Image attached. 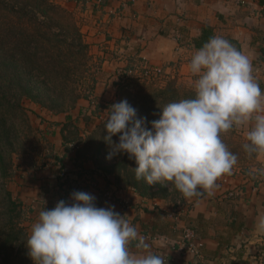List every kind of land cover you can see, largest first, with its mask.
<instances>
[{"label": "crops", "instance_id": "0c3cea01", "mask_svg": "<svg viewBox=\"0 0 264 264\" xmlns=\"http://www.w3.org/2000/svg\"><path fill=\"white\" fill-rule=\"evenodd\" d=\"M245 1L70 0L69 4L79 13L93 57L100 59L103 86H111L109 79L117 70L136 62L163 71L162 82L175 80L194 91L195 77L189 71L191 57L211 37L222 36L249 57L252 75L264 90V0ZM49 118L54 121L49 125L52 133L62 134L63 141L69 139V123L75 126L80 122L81 126L89 121L78 122V115L69 117L65 113ZM240 129L245 135L249 130ZM68 151L69 157L62 156L66 157L65 168L71 171L70 180L60 189L57 185L51 190L46 188L48 181L58 177V164L38 173L42 180L36 175L24 183L26 193H35L29 202L38 214L54 208L65 194L79 191L78 174L83 171L88 173L85 192L94 195L96 188L103 186L122 198L117 204L97 198V206L114 205L115 211L131 220L129 223L148 245L137 249L134 242L130 245L134 253H157L164 264H264V233L255 228L258 217L264 215V178L257 185L237 178L218 180L211 195L204 192L177 206L168 198L142 197L132 188L125 190L115 173L100 170L92 161L86 162L71 149ZM83 162L88 167L81 166ZM49 196L52 202L48 204ZM125 201L131 203L133 211L124 208ZM186 227L195 231L197 243H202L199 248L183 244Z\"/></svg>", "mask_w": 264, "mask_h": 264}, {"label": "clouds", "instance_id": "9594fccd", "mask_svg": "<svg viewBox=\"0 0 264 264\" xmlns=\"http://www.w3.org/2000/svg\"><path fill=\"white\" fill-rule=\"evenodd\" d=\"M194 96L160 108L147 128L146 118L122 100L110 106L105 124L108 159L128 154L135 177L148 185L172 182L186 199L212 194L217 181L230 175L237 156L222 136L248 127L244 150L264 155V90L254 79L247 55L222 36H213L190 59ZM118 135V143L113 137ZM264 174V169L252 173ZM255 228L264 233V215ZM148 245L137 228L115 211L97 206V197L74 191L38 214L25 242L34 264H164L157 253H134Z\"/></svg>", "mask_w": 264, "mask_h": 264}, {"label": "rangeland", "instance_id": "374dc122", "mask_svg": "<svg viewBox=\"0 0 264 264\" xmlns=\"http://www.w3.org/2000/svg\"><path fill=\"white\" fill-rule=\"evenodd\" d=\"M50 2L56 5V7L60 10L63 9L65 12L60 11L62 12L61 14L66 19L73 21L82 31L79 13L69 4L70 0H50ZM53 29L54 28H51V31ZM54 31H56V29H54ZM83 35L84 41L88 44V52L86 57L87 59L84 62L85 67H79L78 74L74 79L79 82V84H77L78 82L76 83L77 88L74 89L75 85H73L74 95L72 97L73 99H77V101H72L71 103L73 104L69 102L64 107L65 109L60 111L51 109L49 106L32 101L29 98L22 100V106L26 110L30 119L32 131L24 128L23 125L19 123L22 130L20 131L21 137L19 141L14 145L16 150L12 157L15 162L12 170V176L8 178L0 177V237H4V230L9 227L11 221V217L7 214L10 209L7 197V192H9L12 199L18 203L16 207L18 212H15L12 216H16L14 223L25 233L24 245L20 250V253L15 254L16 256L13 255L12 257H7V254L0 255V264H34V261L28 255L25 242L30 234V229L33 223L38 218L36 207H32L34 205L29 202L31 198L34 199L36 196L35 193L32 194L30 191L26 193V191H24V183L27 180L30 181L31 179H35L36 175H39L38 173H41L44 169H51L52 165L58 164L60 167L59 171L63 175V178L58 179V177H53L52 180H54V182L48 181L46 188L51 190L55 185H57L60 189L62 187V180H65L68 172H71L67 168L66 174H63L61 171L63 164L66 166L64 162L66 157L62 155L68 154L69 157L70 151L68 150L70 149L74 153H77V156L80 155L82 160L84 159L86 162L92 161L95 163L89 156V153L92 154L93 151H88L85 143L88 141L90 136L94 135L92 133L95 132L94 130L99 126L101 127L97 129L98 132L96 133H107L104 126L108 119V110L111 105L126 99L128 103L137 110L138 117L146 118V120L149 118L148 121L151 119L154 121L157 117H159L161 111L159 107L162 108L170 102L187 99L185 90L189 89V87L181 85L175 80L162 82V80H164L162 79L164 75L163 71L152 70L146 65L142 66L141 63L136 62L129 65V67L127 65V68L117 70L115 75L109 79L110 85H112L108 87L103 86L101 75H99L101 68L100 59L93 57V54L91 53V44L85 38L84 33ZM145 75H148V77ZM113 78H115V80ZM34 81L36 92L40 93L45 101V104H48L52 100V98L50 99L49 97L48 91L45 89L40 79L38 81L37 78H34ZM103 88L106 91V94H104ZM83 102L84 104H81ZM57 113H65L69 115V117H71L72 114L76 115V117L78 115V118L80 117L79 119H76L78 122L82 120L84 123L86 120H89V123L86 122L87 124L81 125L84 130H81L80 122L76 123L75 126H73L74 123H69V127H71L68 136L69 139L65 138L63 141L62 134L61 136H55V134L52 133L53 127H49L51 123H54V121L50 120L51 118L49 117H52L53 114ZM86 114L88 115L86 116ZM26 135L28 136L25 139ZM222 140L226 144L229 151L237 156V163L233 167L230 175L225 174L219 180L237 178L244 183H252L255 185L259 184L260 179L264 178V174H261L259 171L253 174L252 170L264 169V155L261 157L249 155L244 150L243 145L247 142L244 130H241L240 128L233 129L232 131L224 134L222 136ZM81 149H87L89 153L87 152V154H84ZM109 153L110 150H108L106 155H103V152L100 154L101 159H104L105 163L109 165L122 161L125 158L123 154H119L113 155L111 159H108ZM5 154H7L6 151ZM86 162H83L81 166L88 167V163ZM95 166L97 167L98 165L95 164ZM86 174L88 173L83 171L78 174L81 183L80 181V184L76 183V188L78 189L80 187L79 191L87 189L85 186V179L88 178ZM39 177V180L43 179L40 175ZM44 177L48 178L47 176ZM73 178L75 179V177ZM122 185V188L129 190L130 187L127 186L125 182H122ZM166 185L167 187H170L169 189L173 192L174 188L172 182H168ZM96 190L98 193L96 192L94 195L105 202L107 201L108 203L115 202L114 204H117L116 202H118L119 198H121L110 188H104L102 186L100 188H96ZM54 197H56V195H54ZM171 198L172 196H169L167 200H170ZM172 199L171 201H173L177 206H182L185 202H187V200H189L182 194L181 196H178L176 200L175 198L173 200ZM59 200L70 202V195L65 194V196ZM51 202L52 196H49V200H46V203L49 204ZM119 203L118 204L121 206V202ZM124 208L131 211L134 209L132 206L131 208L124 206ZM128 221L130 222L131 220L129 219ZM186 229L191 228L186 227Z\"/></svg>", "mask_w": 264, "mask_h": 264}, {"label": "trees", "instance_id": "16d2710c", "mask_svg": "<svg viewBox=\"0 0 264 264\" xmlns=\"http://www.w3.org/2000/svg\"><path fill=\"white\" fill-rule=\"evenodd\" d=\"M60 11L65 12L50 0H0V177L12 176L15 164L12 157L16 150L14 145L19 141L22 130L19 123L32 131L22 100L29 98L60 111L64 110L69 102L77 101L72 97L78 82L74 79L79 67H85L88 44L84 41L80 27L66 19ZM51 28L56 31H51ZM34 78L38 81L40 79L50 99L52 98L48 104H45L42 95L36 92ZM185 91L187 98L194 96L193 90ZM148 119L145 126L150 128L153 120ZM100 127L94 130V135L85 143L88 151H93L92 154L87 149H81L84 154L89 153L98 169L116 173L119 180L142 197L167 199L172 196L176 200L181 196L174 186L173 193L167 183L148 185L142 180L138 181L134 172L137 165L134 159H129L128 154H123L124 160L115 164L105 163L100 154L103 152V155H106L111 149L104 139L107 133H96ZM113 141L118 143V135L113 137ZM64 169L66 171L63 164L62 173ZM62 176L58 171L59 179H62ZM69 180L67 175L65 180H62V185ZM7 197L10 208L7 214L11 221L9 227L4 230V237H0V255L7 254V257H12L20 253L25 233L14 223L16 216H12L18 212V203L12 199L9 192Z\"/></svg>", "mask_w": 264, "mask_h": 264}, {"label": "built area", "instance_id": "2783aa9c", "mask_svg": "<svg viewBox=\"0 0 264 264\" xmlns=\"http://www.w3.org/2000/svg\"><path fill=\"white\" fill-rule=\"evenodd\" d=\"M240 1L243 3L246 2L245 0H240ZM157 71H159V70H157ZM145 76L148 77V75H145ZM65 172L66 171L64 169L63 173H65ZM124 206H126L127 208H131L132 205L130 202H125ZM182 242L185 245V247L190 248V249H194L196 247L199 248L202 245V243H197L194 231L192 229H186V228L183 230Z\"/></svg>", "mask_w": 264, "mask_h": 264}]
</instances>
